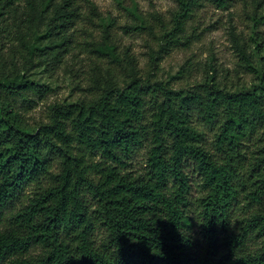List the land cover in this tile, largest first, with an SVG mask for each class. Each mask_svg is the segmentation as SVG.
<instances>
[{
  "label": "trees",
  "instance_id": "obj_1",
  "mask_svg": "<svg viewBox=\"0 0 264 264\" xmlns=\"http://www.w3.org/2000/svg\"><path fill=\"white\" fill-rule=\"evenodd\" d=\"M36 1L54 2L0 8ZM201 1L177 0L178 29ZM72 5L55 8L58 30L74 23ZM50 90L0 78V264H264V86L231 93L212 77L176 91L137 78L54 103L48 123L24 128L14 101ZM141 150L147 171L135 174Z\"/></svg>",
  "mask_w": 264,
  "mask_h": 264
},
{
  "label": "rangeland",
  "instance_id": "obj_2",
  "mask_svg": "<svg viewBox=\"0 0 264 264\" xmlns=\"http://www.w3.org/2000/svg\"><path fill=\"white\" fill-rule=\"evenodd\" d=\"M66 1L54 0L47 10L36 1L34 12L25 2L0 8V78L23 75L51 89L43 97L30 95L31 105L14 101L28 130L48 123L54 103L92 102L137 78L176 91L212 77L231 93L264 86V0H231L226 8L203 0L181 29L175 22L177 0H73L76 19L58 30L55 8ZM208 135L210 146L213 134ZM147 159V150H141L132 171L144 174ZM32 191L28 188L20 202L26 203Z\"/></svg>",
  "mask_w": 264,
  "mask_h": 264
}]
</instances>
